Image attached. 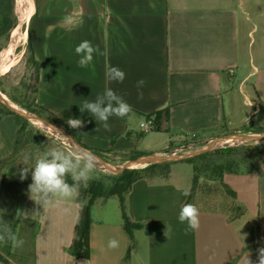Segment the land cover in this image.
Segmentation results:
<instances>
[{
	"label": "crops",
	"instance_id": "obj_1",
	"mask_svg": "<svg viewBox=\"0 0 264 264\" xmlns=\"http://www.w3.org/2000/svg\"><path fill=\"white\" fill-rule=\"evenodd\" d=\"M66 17L73 27L63 23ZM22 29L20 42L29 39L39 67L35 103L66 125L70 117L84 121L75 130L87 147L156 153L167 149L171 133L237 130L264 108V0H33ZM85 40L98 51L81 68L75 48ZM112 67L125 73L122 83L107 78ZM141 79L146 83L138 89ZM108 88L131 105L132 113L110 117L105 130L80 107ZM153 113L160 116L158 131L140 132L138 123ZM20 124L17 115L0 113V159L11 153ZM25 152L28 165H23ZM34 163L35 151L28 146L5 177L0 170V230L14 226L13 233L25 241L20 248L0 242L7 260L0 264H259L264 156L257 158L254 172L222 176L235 192L234 202L245 207L244 215L230 220L226 210L233 201L228 199L224 209H199L196 231H186L178 220L192 174L182 175L173 164L165 179L131 184L125 213L142 227L130 240L118 198L93 203L87 259L70 252L80 204L59 198L37 204L28 188L31 173L24 180L19 176L23 166ZM253 220L257 228L250 244L243 232ZM111 239L118 240L117 248H108Z\"/></svg>",
	"mask_w": 264,
	"mask_h": 264
},
{
	"label": "trees",
	"instance_id": "obj_2",
	"mask_svg": "<svg viewBox=\"0 0 264 264\" xmlns=\"http://www.w3.org/2000/svg\"><path fill=\"white\" fill-rule=\"evenodd\" d=\"M14 0H0V50L5 46L8 41L10 30L16 25L17 19L13 11ZM3 42V44H1ZM19 46H17L16 51ZM26 48L28 52V56L26 58V62L31 64L33 67V85L31 86V100L30 101H21L19 99L10 97L11 101L15 102L21 108L26 111L44 118L48 121H51L55 124H58L64 127L71 137L83 148L97 153L102 150L87 147L81 141V134L77 132L75 129L70 128L68 125L63 123L57 116L48 111L42 106H39L35 103V92L36 85L38 81V63L35 61L32 50L30 47L29 39L26 41ZM2 92V90H0ZM0 113L1 114H13L10 110L0 104ZM21 124L16 131L15 140L13 144V148L11 153L5 158L0 159V170L2 171V176H6V170L10 163H12L20 152L32 145L30 144L33 139L32 136V128H28L29 123L20 118ZM160 116L158 113H155V122L156 126L154 128L155 131H158ZM27 132L25 133V131ZM245 131H249L248 128H243ZM36 132V136L43 137L44 134L38 129H34ZM256 131H264V126L256 129ZM146 154L141 151H131L129 159H133L140 155ZM211 154H216L220 159L219 162L209 160V156ZM259 156H264V144H253V143H245L239 144L236 146L223 147L213 149L212 151L203 152L199 155H196L191 158H186L181 160L180 162H185L192 165V178L190 185V195H188L187 203L190 202L194 188L197 184L198 176H197V168L194 165V161H199L202 163H208L206 165L205 170H209L213 175L214 179L217 180L222 188L223 192L231 199L233 202L227 208V214L230 220L240 218L245 213V207L235 200V192L230 189L226 184L222 182V176L225 173H238V172H254L257 169V158ZM249 159L245 163H242L244 159ZM242 159V160H241ZM208 161V162H207ZM177 162H163V163H155L142 168L124 170L123 172L114 176L112 181H110L106 186L103 184L100 179H91L85 185L81 183L79 196L75 198V201L80 204V209L78 213V219L76 225L74 227V237L73 241L70 245V252L73 256L77 258L87 259L89 257V238H88V227L90 223L89 216V207L97 202L103 201L110 197H117L119 200V206L121 209V215L123 220V229L127 234L129 240L131 239L132 231L135 229H140L142 224L131 222L125 213V196L128 193L131 184L141 178H160L165 179L168 175L169 168L172 164ZM68 182L72 183L71 177L69 176ZM257 225L255 226V229ZM14 226L12 228V232H14ZM248 242L252 244L254 242V236L250 234L247 236ZM0 261L3 263H7V260L0 255Z\"/></svg>",
	"mask_w": 264,
	"mask_h": 264
},
{
	"label": "clouds",
	"instance_id": "obj_3",
	"mask_svg": "<svg viewBox=\"0 0 264 264\" xmlns=\"http://www.w3.org/2000/svg\"><path fill=\"white\" fill-rule=\"evenodd\" d=\"M63 23L69 27L74 26L71 17H66ZM97 51L98 49L90 41L85 40L80 42L75 48V53L79 57L77 66L81 68L88 67L92 63L94 54ZM106 76L110 81L118 83H122L125 79V73L116 67L110 68ZM145 83L141 79L137 81L136 86L138 89H142ZM139 98H143L142 93H140ZM80 111L82 113L87 111L97 122L102 124L105 130H110L109 118L112 116L125 118L132 113V107L121 96L108 88L102 95H97L94 101L84 100ZM66 123L72 129H79L84 126V121L79 118L70 117ZM49 126L54 128V126ZM22 158L23 165H28L30 155L27 152L22 153ZM95 168L96 158L94 155L75 150L68 151L61 146L59 148L49 149L40 158L35 160L32 167L23 166L19 171V176L21 180H24L31 173L32 183L28 186L31 198L37 204L47 206L56 198L60 200L77 198L81 183L87 184ZM69 176L71 177L72 183L68 182L67 178ZM183 194L187 196L190 195V192L185 191ZM178 220L182 224L186 223V231L198 230L200 227L199 208L192 203L183 204L178 214ZM170 231L171 229L166 226L164 234L167 238ZM9 241L13 248H20L25 243L23 239L18 238L12 232L10 227H4L0 230V242L7 243ZM118 246V240H109V249H115ZM259 251V264H264V249H260ZM248 264H250L249 260Z\"/></svg>",
	"mask_w": 264,
	"mask_h": 264
},
{
	"label": "rangeland",
	"instance_id": "obj_4",
	"mask_svg": "<svg viewBox=\"0 0 264 264\" xmlns=\"http://www.w3.org/2000/svg\"><path fill=\"white\" fill-rule=\"evenodd\" d=\"M15 5L16 2L14 0V7H13L14 13H15ZM25 28L26 25H23L24 30ZM10 33L8 37V42L10 39ZM1 44H3V42H1ZM18 46H19L18 50L17 51L15 50V61L13 65L9 68L7 72L4 73L0 72V90H2V92L1 91L0 92L8 99H11L10 97H13L21 101H30L32 96L31 86L33 85V67L31 64L26 62V58L28 56V52L26 48V39L25 41H23V43L20 42ZM27 122L29 123L30 126L28 128H32L33 139L31 140L30 144L32 145V148L35 151V160L40 158L45 152H47L51 148H59L63 146L65 150L72 151V149L69 147L67 142L60 135L51 132L49 130H46L44 128L38 127L40 126L38 124L37 126L29 121ZM263 126H264V108L262 107L257 114L253 115L243 126H241L237 130L218 128L213 131H208L201 134L189 135V136L178 133H171L170 136L171 139L169 141L167 149L156 153L161 155H168V154H182V153L193 152L197 148H199L203 142L207 140L233 132L245 131L243 130L244 127L248 128L250 132H259L256 131V129L261 128ZM34 129H38L41 132H43L44 136L43 137L36 136V132L34 131ZM26 132L27 130L25 131V133ZM239 144H245V143H240V142L226 143L220 145L217 148L236 146ZM253 144H264V142L253 143ZM89 152L97 156L101 160L113 164H120L130 160L129 156L131 154V151H116L113 149L102 150L100 152H97L96 154L91 151ZM191 157L194 156H189V158ZM209 160L219 162V160H222V158L220 159V157H218L216 154H211L209 156ZM248 160H249L248 158L244 159L242 163H245ZM180 161L181 160L176 161L178 163L173 164L172 165L173 168L179 170L182 175L190 176L191 174H193L192 165ZM207 164L208 163L194 161V165L197 168L196 174L198 176V180L190 201L194 205H196L199 209L202 208L224 209V207L226 206V201L229 198L223 192L219 182L214 179L210 171L207 169L205 170ZM117 174L119 173L107 172L96 167L94 171L91 173V179H100L102 180L103 184L106 186L110 181L113 180V178H115L114 176H116ZM249 234L251 236H254L255 234L254 220L252 221L251 225H249V228L243 232V237H247Z\"/></svg>",
	"mask_w": 264,
	"mask_h": 264
},
{
	"label": "water",
	"instance_id": "obj_5",
	"mask_svg": "<svg viewBox=\"0 0 264 264\" xmlns=\"http://www.w3.org/2000/svg\"><path fill=\"white\" fill-rule=\"evenodd\" d=\"M0 104L6 107L8 110H10L13 114L17 115L18 117L23 118L26 121H29L35 125L38 124L40 125V126L37 125L38 127L44 128L46 130H49L51 132H54L60 135L62 138H64V140L67 142V144L72 150H75L81 153H90L87 149L80 146L71 137L69 132L64 127L26 111L25 109L21 108L15 102L6 98L1 92H0ZM49 125L54 126L55 129L50 127ZM56 129L59 130L61 133L57 131ZM235 140L240 141V143L264 142V131L233 132V133H229L226 135H222V136L207 140L203 142L202 145L193 152L182 153V154H168V155H161L157 153H147V154L140 155L138 157H135L133 159H130L120 164L109 163V162L101 160L95 155L94 156L96 158L97 168L107 171V172H111V173H121L124 170L142 168V167L155 164V163L176 162L179 160H183V159L189 158V156L199 155L203 152L213 150L224 143H228V142L235 141Z\"/></svg>",
	"mask_w": 264,
	"mask_h": 264
},
{
	"label": "bare ground",
	"instance_id": "obj_6",
	"mask_svg": "<svg viewBox=\"0 0 264 264\" xmlns=\"http://www.w3.org/2000/svg\"><path fill=\"white\" fill-rule=\"evenodd\" d=\"M15 14L17 16V24L12 28L8 44L0 51V72H7L15 61V50L20 40L24 37V24L32 9L31 0H15ZM240 142L238 140L228 143ZM226 144V143H224ZM223 145V144H222Z\"/></svg>",
	"mask_w": 264,
	"mask_h": 264
},
{
	"label": "built area",
	"instance_id": "obj_7",
	"mask_svg": "<svg viewBox=\"0 0 264 264\" xmlns=\"http://www.w3.org/2000/svg\"><path fill=\"white\" fill-rule=\"evenodd\" d=\"M156 126L155 113L146 115L139 123L138 129L140 132H150Z\"/></svg>",
	"mask_w": 264,
	"mask_h": 264
}]
</instances>
